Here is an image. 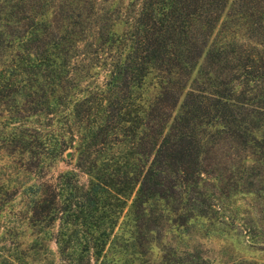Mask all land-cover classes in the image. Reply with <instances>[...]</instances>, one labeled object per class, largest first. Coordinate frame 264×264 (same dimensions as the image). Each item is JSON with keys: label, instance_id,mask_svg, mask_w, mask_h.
Listing matches in <instances>:
<instances>
[{"label": "trees", "instance_id": "trees-1", "mask_svg": "<svg viewBox=\"0 0 264 264\" xmlns=\"http://www.w3.org/2000/svg\"><path fill=\"white\" fill-rule=\"evenodd\" d=\"M238 195L264 214V0H0V264H192Z\"/></svg>", "mask_w": 264, "mask_h": 264}, {"label": "rangeland", "instance_id": "rangeland-1", "mask_svg": "<svg viewBox=\"0 0 264 264\" xmlns=\"http://www.w3.org/2000/svg\"><path fill=\"white\" fill-rule=\"evenodd\" d=\"M69 166L66 162L60 161L49 173L54 174ZM84 179L81 174L80 180ZM235 205L238 206L237 211L235 213L231 211V215H224L226 224L220 231L214 230L204 235L203 230L198 228L200 222L195 220L193 227L190 228L191 232L186 234L185 238L186 246L191 247L196 258L192 264H239L243 259L261 264L259 257L262 251L259 248L264 245V214L258 212L260 204L254 208V202L238 195ZM260 228L263 230L262 233L259 232ZM51 246L53 247L52 243Z\"/></svg>", "mask_w": 264, "mask_h": 264}, {"label": "water", "instance_id": "water-1", "mask_svg": "<svg viewBox=\"0 0 264 264\" xmlns=\"http://www.w3.org/2000/svg\"><path fill=\"white\" fill-rule=\"evenodd\" d=\"M64 156L68 157L69 156V151L65 152Z\"/></svg>", "mask_w": 264, "mask_h": 264}]
</instances>
